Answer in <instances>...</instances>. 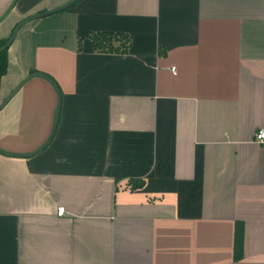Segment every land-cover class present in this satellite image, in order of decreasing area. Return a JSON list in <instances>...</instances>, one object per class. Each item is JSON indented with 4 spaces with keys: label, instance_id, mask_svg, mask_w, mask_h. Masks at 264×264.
I'll return each instance as SVG.
<instances>
[{
    "label": "crops",
    "instance_id": "obj_1",
    "mask_svg": "<svg viewBox=\"0 0 264 264\" xmlns=\"http://www.w3.org/2000/svg\"><path fill=\"white\" fill-rule=\"evenodd\" d=\"M70 1L0 0V40ZM6 62L0 104L31 73L61 101L41 153L0 155V264H264V0H76L25 22ZM55 105L23 83L0 150H36Z\"/></svg>",
    "mask_w": 264,
    "mask_h": 264
},
{
    "label": "water",
    "instance_id": "obj_2",
    "mask_svg": "<svg viewBox=\"0 0 264 264\" xmlns=\"http://www.w3.org/2000/svg\"><path fill=\"white\" fill-rule=\"evenodd\" d=\"M75 1L76 0H72L69 3H66L65 5H63L62 7L58 8V9H55V10L49 11V12L40 13V14H37V15H33V16H30V17L22 20L21 22H19L14 27V29L11 32V35L9 36L8 40L6 41V43L2 47H0V52H2L3 50H5V49H7L9 47V45L13 41V38H14L17 30L25 22L33 20V19H37V18H41V17L47 16V15L52 14L54 12H58V11L64 10L65 8H67L70 4H72ZM31 78H40V79L44 80L45 82H47L51 86V88L53 89V91L55 93V96H56V105H55V108H54V111H53L51 128H50L49 134H48L47 138L45 139V141L36 150H34V151L30 152V153H27V154H15V153H9V152H5V151L0 150V155H2V156L10 157V158H22V159L31 158V157L36 156L39 153H41L45 149V147L49 144V142L51 141V139L53 137V134H54V131H55V127H56V123H57L58 111H59V108H60L61 96H60L59 90L56 87V85L47 76H44V75L39 74V73H31V74L27 75L22 81H20L16 85V87L2 101V103L0 104V109L17 92V90L22 86V84L25 83L27 80H29Z\"/></svg>",
    "mask_w": 264,
    "mask_h": 264
},
{
    "label": "trees",
    "instance_id": "obj_3",
    "mask_svg": "<svg viewBox=\"0 0 264 264\" xmlns=\"http://www.w3.org/2000/svg\"><path fill=\"white\" fill-rule=\"evenodd\" d=\"M14 29V28H13ZM11 30V32L13 31ZM11 35V33H10ZM9 35V36H10ZM9 38V37H8ZM8 38L0 40V47H2ZM89 40L91 41L92 48L97 53H123L128 44V38L116 34H90ZM6 50L0 52V78L6 71ZM242 256V226L241 224L235 225L233 237V259L239 260Z\"/></svg>",
    "mask_w": 264,
    "mask_h": 264
},
{
    "label": "built area",
    "instance_id": "obj_4",
    "mask_svg": "<svg viewBox=\"0 0 264 264\" xmlns=\"http://www.w3.org/2000/svg\"><path fill=\"white\" fill-rule=\"evenodd\" d=\"M173 73V69L171 70ZM254 140L257 144H263L264 143V130H259L254 135ZM64 214V209L62 207L57 208L56 210V216L61 217Z\"/></svg>",
    "mask_w": 264,
    "mask_h": 264
}]
</instances>
